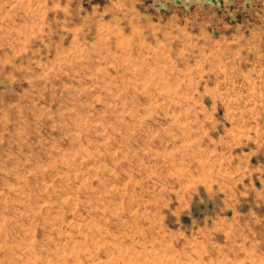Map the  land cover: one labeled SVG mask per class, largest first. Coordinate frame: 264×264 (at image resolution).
<instances>
[{
    "label": "rangeland",
    "instance_id": "1",
    "mask_svg": "<svg viewBox=\"0 0 264 264\" xmlns=\"http://www.w3.org/2000/svg\"><path fill=\"white\" fill-rule=\"evenodd\" d=\"M216 1L264 3L0 0V264H263L181 136L164 25Z\"/></svg>",
    "mask_w": 264,
    "mask_h": 264
},
{
    "label": "crops",
    "instance_id": "2",
    "mask_svg": "<svg viewBox=\"0 0 264 264\" xmlns=\"http://www.w3.org/2000/svg\"><path fill=\"white\" fill-rule=\"evenodd\" d=\"M222 5L172 11L164 25L180 48L181 136L219 211L260 235L255 246L264 250V13L249 12L264 3Z\"/></svg>",
    "mask_w": 264,
    "mask_h": 264
}]
</instances>
